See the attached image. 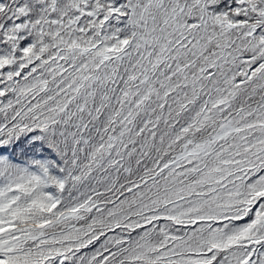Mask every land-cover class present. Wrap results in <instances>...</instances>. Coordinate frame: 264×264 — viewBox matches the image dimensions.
<instances>
[{
  "label": "snow or ice",
  "instance_id": "6c2138e0",
  "mask_svg": "<svg viewBox=\"0 0 264 264\" xmlns=\"http://www.w3.org/2000/svg\"><path fill=\"white\" fill-rule=\"evenodd\" d=\"M0 264H264V0H0Z\"/></svg>",
  "mask_w": 264,
  "mask_h": 264
}]
</instances>
